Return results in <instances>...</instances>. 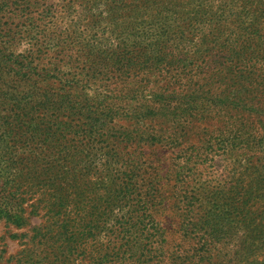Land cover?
Here are the masks:
<instances>
[{"label":"rangeland","instance_id":"1","mask_svg":"<svg viewBox=\"0 0 264 264\" xmlns=\"http://www.w3.org/2000/svg\"><path fill=\"white\" fill-rule=\"evenodd\" d=\"M225 53L233 78L209 66ZM202 91L208 114L180 145L122 136L182 135L165 119L99 113ZM225 95L244 103L215 109ZM204 142L224 167L206 189L188 177L198 232L171 173ZM152 173L156 197L135 183ZM0 264H264V0H0Z\"/></svg>","mask_w":264,"mask_h":264},{"label":"trees","instance_id":"2","mask_svg":"<svg viewBox=\"0 0 264 264\" xmlns=\"http://www.w3.org/2000/svg\"><path fill=\"white\" fill-rule=\"evenodd\" d=\"M219 52L216 53L218 55ZM145 53H139L135 54L134 58L136 61L139 62L140 59L145 58L147 60V57H144ZM227 53L223 55V57H219L218 60L213 64L209 65L211 69L213 68H222L224 69V66L227 67L229 73L228 76L232 77L233 74V68L231 64H227L228 60L235 61L232 57H229L226 62H222L221 59L226 56ZM144 59V60H145ZM135 60L132 61L130 64L133 65L135 63ZM152 60L155 62H159L162 60V57L159 55L156 57H152ZM182 60V59H181ZM183 63H185V60L183 59ZM183 73V69H180ZM211 70V72H213ZM196 69H189L187 72H184L183 74H190V73H196ZM203 72L202 68L198 69V73L200 74ZM171 76V75H170ZM173 76V75H172ZM121 78V76H119ZM125 79V78H124ZM126 78L125 80H127ZM123 79L120 80V82ZM119 82V83H120ZM123 82V81H122ZM128 83V82H126ZM190 92V93H185L184 95H175V94H170V93H157L154 94L153 98L149 101H144L141 106L144 107L143 112L138 110L136 107L131 106L128 108H122V107H106L103 111H99L100 114L103 112L107 111V115L105 118L108 116H115L116 114H119V116H124V117H132L135 118L137 116H150L152 118H160V119H165L166 121H169L172 124H175L174 129L176 127H181L182 130V135H176L175 132L172 134H169L165 136L166 131L164 130H159L156 133H154V130L151 129L150 131L148 130H142V131H126L122 133V136L124 138H129V139H134L139 142H145L147 145H155V144H161L164 141H171L172 144H178L179 139L184 137L186 135L184 128L187 126H190V123L198 118V124L201 123L205 117L207 116L208 112V95H202L204 94L203 91L199 94ZM217 99V103L213 102V106L215 109L218 110H226L224 108L219 107V103H227V99H231V102L229 104L234 103V105L241 107L242 104L244 103V100H242V97L240 96H231L230 95H225V100L223 101L221 98L218 99V97H213ZM177 100V105L173 108L170 107L172 101ZM214 100V99H213ZM149 103H156V106H152V104ZM173 126V127H174ZM172 127V128H173ZM176 131V130H175ZM176 136V137H175ZM260 141L254 142L253 145L256 143L257 145L259 144ZM180 145V144H178ZM220 149L225 150L226 152H229L231 156L236 155V153L241 150L243 147H248L247 145V140L245 139L244 141H229L226 144H223L222 142L220 143ZM258 147V146H257ZM260 148V145H259ZM188 150H190L189 153L187 154ZM212 145L210 143L204 142L202 143L199 147H197L194 143H190L188 145V148L186 150H183L185 155H182L179 158H175L174 162L179 161L177 165H179L176 168V171L171 174H173L174 182H175V191L177 189H183L184 192L182 195H178V206L181 209V213L184 212V218L187 219V222L191 225L194 226V229L196 231H208V221L206 219H202L199 216V201H201V198L198 197L193 191H188L190 184H188V177L194 181V183L197 184L196 188L197 189H206L207 184H211L212 182V177L214 176L215 169L217 168H222L224 167L223 165L217 164L215 160L210 157V153L212 152ZM224 154V152H222ZM140 157H143L139 155ZM212 156V155H211ZM214 157V156H213ZM237 160H233V163L231 166L234 168H237ZM135 164L137 165L138 171L133 170L132 175L134 178H137L140 175H144V171H140L144 164L141 161H136ZM173 168V165L171 166ZM157 174H148L145 179L142 177L141 180L138 182L136 181L135 183H144L147 188L151 191V196L156 197L158 193H160V182L158 180V177H156ZM131 176V175H130ZM133 185V183H132ZM205 186V187H203ZM205 199V198H204ZM203 200V199H202ZM210 198L203 200L205 202H209ZM262 213V212H261ZM208 215H204V218H207ZM152 226H154L153 230L156 228V223L151 221Z\"/></svg>","mask_w":264,"mask_h":264}]
</instances>
